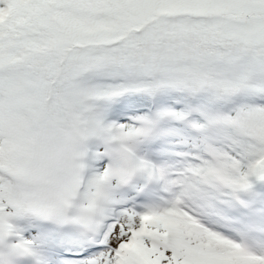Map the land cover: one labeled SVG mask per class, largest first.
Here are the masks:
<instances>
[{"label":"snow or ice","instance_id":"obj_1","mask_svg":"<svg viewBox=\"0 0 264 264\" xmlns=\"http://www.w3.org/2000/svg\"><path fill=\"white\" fill-rule=\"evenodd\" d=\"M0 264H264V0H0Z\"/></svg>","mask_w":264,"mask_h":264}]
</instances>
